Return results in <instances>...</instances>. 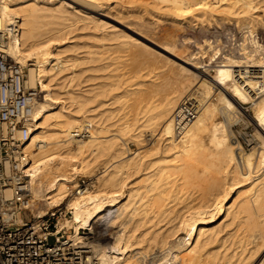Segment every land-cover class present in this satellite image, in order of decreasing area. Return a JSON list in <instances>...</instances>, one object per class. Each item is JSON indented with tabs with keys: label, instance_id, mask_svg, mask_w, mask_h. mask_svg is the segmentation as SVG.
<instances>
[{
	"label": "bare ground",
	"instance_id": "obj_1",
	"mask_svg": "<svg viewBox=\"0 0 264 264\" xmlns=\"http://www.w3.org/2000/svg\"><path fill=\"white\" fill-rule=\"evenodd\" d=\"M161 1L168 3L167 8L169 6L173 14L171 18L175 17L177 21L187 17L190 20L187 22L196 20L199 24L205 21L212 23L213 20L215 23L217 18L220 21L234 18L235 24L246 27L250 35L255 32V24L263 21L262 15L257 13L255 0H160L159 3ZM74 3L98 12L106 7L114 8V4L110 6V0H0V25L6 28L17 18L21 26L20 38L9 39L6 51L26 65L27 85L35 87L39 82L44 92L36 103L35 128L30 132L25 150L30 157L28 169L34 196L39 199L36 192L41 191L45 210L51 211L63 205L69 214L60 222L58 229L65 228L69 239L79 241L83 239L79 230L89 229L90 233L97 225L96 221L105 215V222L109 224H103L108 229L114 228L111 236L108 234L109 240H106V245L94 240L90 243L99 264H237L234 263L237 254L240 264H264V88L258 90L261 87L260 76L254 69L264 70V42L252 39L253 48L249 49L246 36L243 37L238 54H223L217 64L214 63L211 73L199 71L198 85L193 81L194 88L188 95L185 92L190 91L192 79L184 77L175 89L168 94L163 92L166 95H160L158 99L151 89L143 87L144 79L140 75L135 80L131 78L133 75H125L120 67L121 61H118L122 60L121 55L120 58L118 55L110 56V60L115 61H107L108 58L107 62L100 61L103 59L100 56L102 48L104 51L111 44L120 49L122 46L127 48L129 41L124 37L120 40L121 34L111 32L115 29L97 34V38L92 39L97 43H89L87 37L88 42H78L75 34L67 36L76 21H82V27L89 26L90 21L102 22L99 17L75 7ZM262 4L258 7H262L261 14L264 15ZM154 5L153 9H157ZM104 40L116 42H102ZM204 42L211 48L210 60L214 62L221 54L219 47L213 46L210 39H204ZM197 44L199 50L195 53L202 55L205 45ZM184 62L190 66L178 63L184 71L196 72L191 71V68L194 70L199 66L196 62L185 59ZM99 70L109 72H101L99 78L96 73ZM80 81H86V89L82 87L81 91H76L73 86ZM213 86L215 101H204L210 97ZM182 94L183 97L195 98L200 110L185 131L176 136L172 114L182 100ZM131 96L139 104L132 116L127 103ZM246 103H251L249 113L243 108ZM121 110L125 111L120 114ZM217 111L222 114L219 116L221 119L215 118ZM241 113L258 129L255 137L259 145L252 146L250 152L244 151L232 139L227 128V122L238 120ZM111 118L114 120L104 124ZM146 130L154 136L153 142L148 148L146 146L147 149L131 153L128 144L133 142L141 147ZM82 134L88 138L77 137ZM206 156L212 158L207 162ZM98 158L102 159L100 166L96 165L100 171L95 173L94 170H98L92 167ZM199 165L203 172L214 171L212 173L220 175L218 178L209 177L206 184L201 180L205 186L200 185L201 182L196 184V179L201 178L198 175L201 172L197 173ZM81 175L94 176L92 190L74 191ZM179 179L194 190L180 187L182 182ZM177 180V183L181 182L179 187L175 183ZM219 217H228V225L235 223L231 225L235 229L231 230L233 234L234 231L247 230L253 232L254 238L251 235L247 237V231L241 233L243 235L237 242L233 240L236 233L232 237L230 231H225L219 236L222 231L216 223ZM237 234L240 235L239 232ZM227 236H231L233 245L238 243L240 249L232 248L231 244L229 252V246L225 244ZM256 237L260 239L259 243L258 240L254 242Z\"/></svg>",
	"mask_w": 264,
	"mask_h": 264
},
{
	"label": "rangeland",
	"instance_id": "obj_2",
	"mask_svg": "<svg viewBox=\"0 0 264 264\" xmlns=\"http://www.w3.org/2000/svg\"><path fill=\"white\" fill-rule=\"evenodd\" d=\"M121 1V2H120ZM110 0V6L111 5H115L116 6V4L118 5V7H120V8H118L117 6H116V8H115V6L113 5V7L114 8H112L111 9V7H106V9L104 8V9H102V11H93V10H90V9H88V8H85L83 5H81L80 4V6L77 4H73L75 7H79L78 9H81V10H83V11H85L86 12V14H90L91 16H94V17H99V19L104 23H102V22H100L99 24H97L95 21H90V22H88V24H89V26L88 25H86L85 27H82L81 26V23H82V21H76L75 22V25L73 26V29H72V31H71V33L68 35L67 34V36H70V35H76L74 38L76 39V40H78V42H84L85 40H86V42H88L89 40H90V42L89 43H97V41L95 40V41H93L92 39L94 38V39H96L97 37H96V35L97 34H101V33H103L104 31H105V33H106V30L107 31H109V30H111V29H117L116 31L114 30V31H111V32H113L114 34L117 32V33H119L118 35H120L121 34V36L119 37V39L121 40V39H123V37H124V39H126V40H128L129 41V43H128V45H127V48H126V46L124 47V46H120L122 49H120V48H118V47H116V46H114L113 44H111V46L113 45L114 47H115V49H112L113 48V46H112V48H111V46H110V48L114 51V53H111V52H113V51H111V49L110 48H106L104 51H102L104 48H100L101 49V53H100V56L103 58L102 60H100L101 62L102 61H106V59H107V61L108 60H110L111 58H110V56H112V58H113V56H117L118 58H120L121 57V59L122 60H118V58H115L116 60H118V61H121V65L123 66V68H122V66H120L121 67V70L122 71H125V75L128 77V76H130L131 77V75H133L131 78L133 79V80H135V79H137V78H139L140 76H141V78H143L144 79V84H143V87H148L149 89H151V93L152 94H154L155 96V98H158V99H160L161 98V96L163 97V96H165L166 94H168L170 91H171V89L173 90V89H175L177 86H178V84H179V82H180V80H183V79H188L189 80V78H191L190 80H191V85L192 86H190L191 88H190V91L189 90H187L185 93L188 95V93L189 92H191L192 90H193V88H194V85H193V83L195 82V83H197L198 82V80H199V76H201V74H200V72L201 71H203V70H207L206 72H209V73H211L212 72V70H213V68H214V65L215 64H217L216 62H218V60H220V58H222L221 56H223V54H228V53H231V54H234V55H236V54H238L239 53V42L243 39V37H245L246 36V43H248L247 44V46H248V48L249 49H251V48H253L252 46V43H250L251 42V40L252 39H254V40H257L258 42H260V43H262V42H264L263 40H264V15H263V13L261 14V8L262 7H258V5L259 6H261V5H263L262 3H264V1L262 2V1H260V2H256V0H255V4L257 5V8L256 9H258L257 10V13H259V15H262L261 16V20H263L262 22H261V20L259 21V22H261V23H259L258 24V22H257V24H255L256 26V29L254 28V33H253V35H250V34H248V31H246V27L245 28H241L240 26H238V25H236L237 24V22H234V18H231V20H229V21H227V22H229V23H227L226 21H220L221 19H219V18H217V20H215V23H214V20L212 21V23H210L211 21H209V22H199V24L197 23V21L196 20H191V22H187V21H190V20H187L186 18L187 17H185V20L184 19H181L180 21L178 20L177 21V19H175V17H173V18H171V16L173 15V14H171L170 13V9H169V6H168V8H167V5H168V3L167 4H165L166 2L165 1H163V3H162V1H161V3H159V1L160 0H157V2H156V0L154 1V0ZM149 1V2H148ZM155 2V3H153V2ZM210 2H211V0H209ZM217 1V0H216ZM116 2H118V3H116ZM123 2H124V6H123ZM215 2V1H214ZM213 2V4H215ZM128 5H127V4ZM217 3V2H216ZM129 4H131V5H129ZM154 4H156V6H157V9H153V8H155V5ZM120 5H122V7L120 6ZM126 5L127 6H129V7H126ZM135 5V6H134ZM159 5H161V6H164V5H166V7H164V8H160V6ZM82 6V7H81ZM131 6V7H130ZM125 7V8H124ZM135 7V8H134ZM142 7V8H141ZM146 7V8H145ZM160 9H159V8ZM131 8H133V10L132 11H130V9ZM136 8H138V9H136ZM165 8H167V10L165 9ZM111 9V11H108V10H110ZM114 9H116V11H117V15H116V11L114 10ZM123 9H127L126 10V12H125V10H123ZM148 9L152 12H150V11H148ZM259 9H260V11H259ZM106 10V11H105ZM153 10V11H152ZM156 10V11H155ZM158 10L160 11V12H158ZM164 11L165 12V15H163V13L164 12H162V11ZM88 11V12H87ZM108 11V12H107ZM121 11H122V13H121ZM128 11V12H127ZM102 12V13H101ZM118 12H120V14L118 13ZM125 12V13H124ZM129 12H131V14L132 13H134V12H138L137 14L135 13V14H133V15H130V13ZM155 12V13H154ZM159 14L160 13V15H158L157 13ZM104 13V14H103ZM107 13V14H106ZM129 13V14H128ZM154 13V14H153ZM169 14V16L167 17V15ZM100 14V15H99ZM106 14V15H105ZM124 14V15H123ZM142 14V15H141ZM153 14V15H152ZM162 14V15H161ZM167 14V15H166ZM171 14V15H170ZM109 15V16H108ZM118 15H119V17H118ZM120 15H121V17H120ZM122 15H123V17H122ZM141 15V16H140ZM158 17H157V16ZM111 16H112V18H111ZM125 16V17H124ZM132 16V17H131ZM137 16V17H136ZM152 16H153V18H152ZM156 16V17H155ZM161 16V17H160ZM164 18H163V17ZM155 17V18H154ZM168 19H167V18ZM177 18V17H176ZM154 19H156V20H154ZM161 20V21H158V20ZM174 19V20H173ZM170 20H171V23H170ZM233 20V21H232ZM89 21V20H88ZM107 22V24H106V22ZM163 21V22H162ZM168 21V22H167ZM182 21H184L185 23L187 22V24H185L184 22H182ZM219 21V22H218ZM86 22H87V20H86ZM173 22V23H172ZM226 22V23H225ZM95 23H96V27H98V29H96V27H94L95 26ZM180 23V24H179ZM236 23V24H235ZM83 24V23H82ZM102 24V25H101ZM169 24H171V25H169ZM173 24V25H172ZM176 24V25H175ZM198 26H197V25ZM263 24V25H262ZM97 25H101V26H97ZM109 25V26H108ZM110 25H112L111 27H110ZM191 25V26H190ZM257 25H262V26H257ZM195 26V27H194ZM82 27V28H81ZM90 27V28H89ZM238 27H240V28H238ZM261 27V28H260ZM95 28V29H94ZM258 29V30H257ZM119 30H121V31H119ZM93 32H95L94 34L95 35H93L92 36V34H93ZM110 32V31H109ZM109 32H107L108 33V35H110V33ZM121 32V33H120ZM116 33V34H117ZM122 33H123V36H122ZM168 33V34H167ZM89 34H91V35H89ZM79 35V36H78ZM111 35H113V34H111ZM169 35V36H168ZM78 36V37H77ZM88 36H90V37H88ZM126 36V37H125ZM175 36V37H174ZM257 36V37H256ZM89 39V40H87V38ZM96 37V38H95ZM129 37V38H128ZM175 38V39H173V38ZM184 39H183V38ZM187 37H189V39L187 38ZM79 38V39H78ZM86 38V39H85ZM182 38V39H181ZM186 38H187V40H186ZM131 39H132V41H131ZM204 39H210V42H211V44L213 45V46H216V48H218L219 47V52H221V54H219L218 55V57L215 59V60H213L214 62H212L211 60H210V53H211V48H209V45H208V43L207 42H204ZM250 39V40H249ZM185 40V41H184ZM248 40H249V42H248ZM91 41H93V42H91ZM107 41H110L111 43L112 42H114L115 40H104V41H102V42H107ZM131 41V42H130ZM116 42V41H115ZM136 43V44H134V43ZM203 43L205 46H204V49L203 50H205V53H203L202 55L200 54V53H195L196 51H198L199 50V45L197 44V43ZM131 43V44H130ZM207 43V44H206ZM132 45V46H131ZM134 45V46H133ZM207 45H208V47H207ZM105 46H107V45H105ZM128 46L130 47V49L128 48ZM197 46V47H196ZM251 47V48H250ZM108 49V50H107ZM206 49L208 50V51H206ZM120 50V51H119ZM122 50V51H121ZM82 51V50H81ZM108 51H110V52H108ZM118 54H117V53ZM111 53V54H110ZM119 53H121V54H119ZM80 54V53H79ZM81 54H82V52H81ZM80 54V55H81ZM105 54V56H103ZM115 54V55H114ZM107 55V56H106ZM109 55V56H108ZM121 55V56H120ZM125 55V56H124ZM120 56V57H119ZM124 58V60H125V58H126V60L125 61H123V58ZM128 59V60H127ZM184 59L187 61H191L192 63H193V61H194V64H198L197 66V69H195L194 68V70H193V68H191V71H196V72H194V73H192V72H190V71H184L183 69H182V67H181V65L179 66V64L178 63H181V64H183V65H185V66H187V67H190L189 65H187V64H185V62H184ZM104 61V62H105ZM106 61V62H107ZM110 61H115L114 59H112V60H110ZM118 61H116V62H118ZM126 61H128V62H126ZM29 62H31V61H29ZM98 62V61H97ZM97 62H95L96 64H97ZM100 62V63H101ZM104 62H102V63H104ZM130 62V63H129ZM196 62V63H195ZM204 62L206 63V62H208V64L206 65H204ZM99 62H98V64H100ZM101 63V64H102ZM211 63V64H210ZM215 63V64H214ZM120 64V63H119ZM87 64H85V66H86ZM88 65H90V64H88ZM129 65V66H128ZM209 65H211V67L209 66ZM28 66V65H27ZM161 66V67H160ZM204 66V67H203ZM130 67V68H129ZM203 67V69H201ZM210 67V68H209ZM126 68H129V69H126ZM172 68V69H171ZM175 68V69H174ZM178 68V69H177ZM170 69V70H169ZM128 70V72H126ZM131 72H130V71ZM133 70V71H132ZM138 70V71H137ZM180 70V71H179ZM105 71V72H104ZM104 71H102V70H99V71H97L96 73L99 75V74H102V73H106V72H109V70H104ZM137 71V72H136ZM177 71V72H176ZM200 71V72H199ZM102 72V73H101ZM110 72H111V70H110ZM141 72V73H140ZM179 72V73H178ZM190 72V73H189ZM127 73H128V75H127ZM137 73V74H136ZM144 75H143V74ZM173 73V75H171ZM187 75H186V74ZM131 74V75H130ZM146 74V75H145ZM154 74V75H153ZM176 74V75H175ZM190 74V75H189ZM196 74H198V75H196ZM104 75V74H103ZM140 75V76H139ZM179 75H180V77H179ZM100 77L99 78H101V75H99ZM136 76H137V78H136ZM139 76V77H138ZM150 76H153L152 78H148V77H150ZM181 76H182V79H181ZM196 76V77H195ZM197 76H198V79H197ZM156 77V78H155ZM179 77V78H178ZM185 77V78H184ZM102 78H103V76H102ZM177 78V79H176ZM131 79V80H132ZM149 79V80H148ZM152 79H155L154 81H152ZM194 79V80H193ZM98 80H102V79H98ZM151 80V81H150ZM175 80V81H174ZM147 81V82H146ZM155 81H157V82H155ZM178 81V82H177ZM194 81V82H193ZM85 82V83H84ZM84 82H82V81H80V83H77V85H75V86H73L74 87V89L77 91V89H78V91H81V88L83 87H85V84H86V81H84ZM148 82H149V86H148ZM152 82L154 83V84H152ZM165 82V83H164ZM176 82H177V84H176ZM166 83H167V85H166ZM80 84H81V86H80ZM169 84H171V85H169ZM78 85L80 86V87H78ZM174 85V86H173ZM196 85H198V83L196 84ZM167 86V87H166ZM170 86H172V87H170ZM36 87H37V89L39 90V92H40V96H42V94L44 93L43 91H41V87H40V84H39V82L36 84ZM152 87V88H151ZM156 87V88H155ZM159 87V88H158ZM165 87V88H164ZM193 87V88H192ZM196 87V86H195ZM84 89H86V87L84 88ZM168 89V90H167ZM83 90V89H82ZM117 90H119V89H117ZM117 90H115V91H117ZM212 90H213V92L210 94V97L208 96L207 98H204V101H210V100H212V101H215V99L213 98V97H215L216 95V90L214 89V86L212 87ZM215 90V91H214ZM115 91H113V92H115ZM153 91H154V93H153ZM156 91H158V92H156ZM169 91V92H168ZM163 92L164 93H166V94H163ZM194 93H196V95L198 96V97H200L198 94H197V92H194ZM214 93V94H213ZM157 95V96H156ZM161 95V96H160ZM185 95V94H184ZM186 95V96H187ZM134 96V95H133ZM133 96H131V98L133 97ZM181 97H183V94H182V96ZM181 97H180V99H181ZM185 97V96H184ZM106 98H107V96H106ZM130 98V99H131ZM209 98V99H208ZM128 100V108L130 109V111H129V113H130V115L132 116L133 114H134V111H136V106H138L139 104H138V102L135 100V97H133V99H131V100ZM179 99V100H180ZM136 101V102H135ZM131 102V103H130ZM134 102H135V105H133L134 104ZM133 103V104H132ZM131 104V105H130ZM138 104V105H137ZM130 106H131V108H130ZM251 103H246V104H244L243 105V108L244 109H246V111L249 113L250 112V110H251ZM135 108V109H134ZM250 109V110H249ZM123 111H125V110H121L120 111V114L123 112ZM219 112L220 111H217L216 112V116H215V118H217V119H221L219 116H222V114L220 113L219 114ZM218 115V116H217ZM115 117H117V116H115ZM114 117V118H115ZM245 115H243L242 113L240 114V116H239V119L238 120H236V121H234V120H232V122H231V120H230V122L228 123L227 122V128H228V132H231V134H230V136H236V135H238V134H241L242 136H249L250 134H253L254 136H256V132L255 131H257L258 129H257V127H255V125L253 124V122L250 120L249 121V119L246 117ZM114 118H111V120L110 119H107V120H105L104 121V124H109V122H111L112 120H114ZM241 118V119H240ZM234 121V122H233ZM106 122V123H105ZM257 129V130H256ZM151 132L150 131H148V130H146L145 132H144V134H143V143H142V146L140 147L139 145H135V143H133V142H130L128 145H129V147H131V148H129V150L131 151V153L132 152H136L137 150L139 151V150H144V149H147L150 145H151V143L153 142V138H154V136L152 135V134H150ZM77 137H82V138H84V139H86V138H88L87 137V135L86 134H82V135H80V136H77ZM257 137V136H256ZM259 141V140H258ZM145 142V143H144ZM145 144H147V145H145ZM143 145H145V146H143ZM258 145H259V143H258ZM257 145V146H258ZM136 146H138V147H136ZM146 146H147V148H146ZM139 148V149H138ZM244 151H248V152H250L251 150H252V148H244L243 149ZM129 151V152H130ZM212 157H210V156H206V161L207 160H210ZM102 159H100V158H98L97 159V161L94 163V166L92 167V168H94L95 167V169L97 168V170L98 171H96V170H94V172L95 173H97V172H99L100 171V168L99 167H97L96 165H99V162L101 161ZM98 162V163H97ZM208 162V161H207ZM100 166V165H99ZM68 169H69V167H67ZM200 171H199V170ZM203 168H202V166H198L197 167V173L198 172H201V173H198V175H200L201 176V178L202 177H204L205 178V176H207L205 179L204 178H200V177H198V179H196V184H199L200 182V185H202V186H205L204 185V183L206 184V182L208 181V180H206V179H210L211 177H216V178H218L217 176L218 175H220L219 173L217 174V172L214 174V173H212V172H214V171H208V173L207 172H203V170H202ZM202 170V171H201ZM66 171H68L67 169H66ZM202 172H203V174H202ZM205 175V176H202V175ZM209 175V176H208ZM176 176H178V175H176ZM81 177H86V189H84V190H89V189H93L94 187H92L93 186V182H94V180H95V178H94V176H93V178H92V176H86V175H81ZM133 177L135 178V175H133ZM132 177V178H133ZM179 177H180V175H179ZM210 177V178H209ZM133 178V179H134ZM178 178V177H177ZM204 182V183H202V181ZM179 181H181V179H179ZM178 180L175 182V183H177V182H179ZM182 182V183H181ZM180 183H181V185H179L180 187H183V188H185V189H188L189 191H190V189H192V188H190L191 186L189 185H187L186 183H183L184 181L182 180ZM195 182V181H194ZM199 182V183H198ZM89 183V184H88ZM175 183L174 184H172V189L174 188V186H175ZM180 183H177V186H178V184H180ZM187 187H186V186ZM178 186V187H179ZM170 188V189H171ZM176 188V187H175ZM192 190H194V188L192 189ZM36 195H37V197L39 198V203H40V205L42 206V207H40L37 211L38 212H44L45 211V204H44V200H43V196L41 195V191H38V192H36ZM42 208V209H41ZM60 208H63L64 209V207H63V205L60 207ZM113 208H115V207H113ZM42 210V211H41ZM37 211H36V213H37ZM64 211H65V209H64ZM104 216L105 215H103L101 218H99L98 219V221H96V223H97V225L93 228V231H94V235L92 236V237H90L89 238V240H88V242L89 243H92V242H94V241H96V243L98 242L99 244H101V245H106V240L108 241L109 240V233H110V236H111V232L114 230V228L112 227V226H110V227H112V228H110V229H108L107 228V226L105 225V224H103V223H106V224H109L108 222H105V219H104ZM228 218V217H227ZM227 218H223V217H219L217 220H216V223H217V225H218V228H220V230H221V228H222V231H221V233L219 232V236H221L225 231H230L231 233H230V235L232 236V237H234L235 235V233H236V236L234 237L235 239H233L231 236L230 237H228L227 236V239H226V245L227 246H229V248L226 246V248H228L227 250L230 252L231 250H230V247H231V244H232V248H235L236 250H238V249H240V246L238 245V243H237V245H238V247H237V245L235 244L236 242H237V239H238V237H240L241 235H243L244 234V232L245 233H247L248 231L247 230H239V231H237V232H239L240 233V235L239 236H237L238 234H237V232H235L234 231V234H233V231H231V230H235L234 229V227H232V226H234L235 225V223H234V225H233V223L231 224L230 223V225H228L229 224V220L227 219ZM104 219V220H103ZM222 220V221H221ZM225 220V221H224ZM61 221H63V220H61ZM60 221V222H61ZM228 221V222H227ZM227 222V223H226ZM99 223V224H98ZM219 223H221V224H219ZM225 225H223V224ZM226 224H227V226H228V228H226L227 226H226ZM219 225H221V227L219 226ZM222 225H223V227H222ZM232 225V226H231ZM232 228H231V227ZM225 227V228H224ZM223 228H224V230H223ZM226 229H228V230H226ZM247 231V232H246ZM65 232H66V229H65ZM250 233L252 232V231H249ZM249 232L247 233V234H245L247 237L248 236H250L251 238H254V236H253V232H252V234H249ZM241 233H243V234H241ZM249 237V238H250ZM229 239H231V241L229 240ZM234 241H236L234 244L235 245H233V240ZM49 240L52 242L53 240H54V238L51 236L50 238H49ZM94 240V241H93ZM228 240V241H227ZM258 240V241H257ZM92 241V242H91ZM231 243H230V242ZM259 243V241H260V239L259 238H255V243H257V242ZM216 245L218 244L217 242H214ZM213 243V244H214ZM229 245H228V244ZM231 248V249H232ZM263 255V254H262ZM239 255L237 254L236 255V257H238ZM236 257H234V263H236L237 262V264H240V259H236ZM232 263H233V259H232V261H231ZM239 262V263H238Z\"/></svg>",
	"mask_w": 264,
	"mask_h": 264
},
{
	"label": "built area",
	"instance_id": "obj_3",
	"mask_svg": "<svg viewBox=\"0 0 264 264\" xmlns=\"http://www.w3.org/2000/svg\"><path fill=\"white\" fill-rule=\"evenodd\" d=\"M20 35L17 18L6 28L0 25V264H99L88 242L94 231L81 229L83 239L72 240L65 228L58 229L60 221L69 216L63 208L36 213L42 206L32 190L25 146L35 128L40 92L36 86L27 85L26 65L6 51L8 40H18ZM254 69L260 76L259 90L264 88V70ZM199 110L198 101L191 96L179 101L172 114L176 136L185 131ZM232 139L243 149L258 145L253 134H238ZM75 189H86V177L78 178Z\"/></svg>",
	"mask_w": 264,
	"mask_h": 264
}]
</instances>
